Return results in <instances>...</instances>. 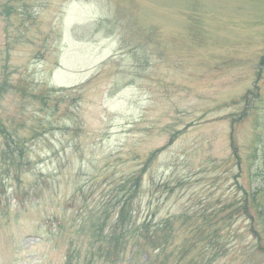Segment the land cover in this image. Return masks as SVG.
Wrapping results in <instances>:
<instances>
[{
    "label": "rangeland",
    "instance_id": "1",
    "mask_svg": "<svg viewBox=\"0 0 264 264\" xmlns=\"http://www.w3.org/2000/svg\"><path fill=\"white\" fill-rule=\"evenodd\" d=\"M263 57L264 0H0V264H149L133 241L97 253L137 177L132 222L167 224L158 260L212 234L203 216L264 187ZM5 131L27 140L18 177ZM230 217L226 256L183 264H264Z\"/></svg>",
    "mask_w": 264,
    "mask_h": 264
},
{
    "label": "trees",
    "instance_id": "2",
    "mask_svg": "<svg viewBox=\"0 0 264 264\" xmlns=\"http://www.w3.org/2000/svg\"><path fill=\"white\" fill-rule=\"evenodd\" d=\"M261 66H264V57L261 60ZM27 140H14L13 137L5 131V152L2 156L3 162H5V173L7 175L14 173L15 177H18L21 173H27L29 170L30 161L28 155H26ZM160 150H156L150 154L145 162V166L151 162ZM22 166L28 169L22 172ZM15 172H12L13 170ZM129 183V185H128ZM139 179L131 178L128 182H125L121 186V192L124 194L122 201L119 202L117 212L115 215L114 227L101 237V246L98 248L97 253L103 255L105 260L113 261L118 258V255L124 254L125 246L129 241H133V249L131 255L136 252L144 251L147 255V260L149 264H166V260H158V255H163L164 251L167 249L168 242L167 237L163 235H158L159 231L163 230L167 224H155L149 229L147 222H143L140 225H135L132 222V200L134 196H137L140 189ZM264 191V187H259L252 190L251 193L243 191V198L241 201L235 204H230L224 210L219 211L226 212L228 209L232 211V214L228 216L233 223L238 220L232 219L230 216L235 215L236 217H246L248 221L247 232L252 238L251 245L253 248L264 255V205L259 203L256 199L257 196ZM229 211V212H230ZM220 214H209L203 216L202 226L210 230L213 226L217 227L214 232L210 235H205V230L203 227H195L193 229V235L188 241L186 246L179 250L177 253L176 260L173 264H183L184 256L193 250L203 247H209L213 254L211 260L220 259L226 256L227 250L225 249L226 244L223 243V237L220 236L221 227H224L225 222L228 219L215 220ZM191 219V218H190ZM188 219V220H190ZM186 220L185 222H187ZM216 225V226H215ZM260 229V230H258ZM234 241H238L239 237L232 236ZM145 246L151 248V252L154 256H151V252L147 249H143ZM159 253V254H158ZM68 262L70 263V256H68ZM154 260V261H153ZM189 264H198V262L191 257Z\"/></svg>",
    "mask_w": 264,
    "mask_h": 264
}]
</instances>
